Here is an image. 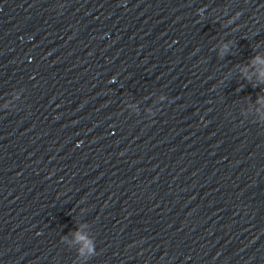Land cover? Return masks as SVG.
<instances>
[{
    "label": "clouds",
    "instance_id": "clouds-1",
    "mask_svg": "<svg viewBox=\"0 0 264 264\" xmlns=\"http://www.w3.org/2000/svg\"><path fill=\"white\" fill-rule=\"evenodd\" d=\"M255 60H256L257 62H259V63L264 64V61L260 60L259 57H256ZM260 76H261L262 78H264V70H262V71L260 72ZM80 239H83V237H80Z\"/></svg>",
    "mask_w": 264,
    "mask_h": 264
}]
</instances>
